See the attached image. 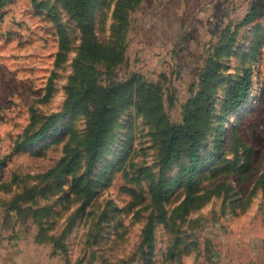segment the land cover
<instances>
[{
  "label": "rangeland",
  "instance_id": "374dc122",
  "mask_svg": "<svg viewBox=\"0 0 264 264\" xmlns=\"http://www.w3.org/2000/svg\"><path fill=\"white\" fill-rule=\"evenodd\" d=\"M119 5L127 12L124 60L116 67L91 66L83 80L74 78L81 27L57 0L0 6V246L24 247L25 263L264 264V0H99L94 22L100 43L114 37ZM60 26L72 44L59 64ZM220 45L227 49L220 53ZM218 63L205 99V161L193 185L194 194L208 196L188 211L173 213L187 196L184 183L161 207L154 203L151 187L161 178L158 137L132 99L90 174L80 153L71 157L76 172L47 176L75 144L63 128L85 134L83 112L60 117L43 140L18 146L27 132L67 110L71 92L82 93L93 81L111 87L136 78L158 93L171 124L184 125L201 76ZM249 70V100L225 116L227 92ZM220 130L224 148L212 158ZM182 159L167 179L189 162ZM75 187H91L92 198L85 190L75 195ZM151 215L152 249L143 245Z\"/></svg>",
  "mask_w": 264,
  "mask_h": 264
},
{
  "label": "trees",
  "instance_id": "16d2710c",
  "mask_svg": "<svg viewBox=\"0 0 264 264\" xmlns=\"http://www.w3.org/2000/svg\"><path fill=\"white\" fill-rule=\"evenodd\" d=\"M6 1L0 0V6ZM57 1L81 27L82 44L75 62L77 66L75 79L80 76V79L83 80L90 73L91 66L96 64L106 63L109 67H116L122 63L126 48L124 39L126 35L125 16L127 14L122 5L118 6L121 10L117 12L116 26L112 30L115 33L114 37H112L109 43H100L96 38L94 22V15L99 0ZM59 37L60 52L57 56V63L60 64L66 61L67 53L71 49L72 40L67 30L62 26L59 27ZM225 49H227L226 45H220L216 50L221 53ZM217 67H219V63L216 64V69L209 68L201 76L199 91L189 103L184 125L171 124L164 113L158 93L150 85L138 82L136 78L125 84L111 87H103L93 81L82 93L75 95L71 92L67 110L60 115L51 116L36 132H27L25 138L18 146L19 148H26L43 140L46 137V132L57 123L60 117L74 111L83 112L89 120L85 134L80 137L72 125H67L63 128L65 133H69L70 138L75 141V146L70 145L65 149V157L58 163L57 167L47 173V176L58 175L64 170L73 171L77 161L71 160V157L74 154L79 156L80 153L85 155L87 173L90 174L107 149L109 135L117 125L119 115L126 101L132 99L138 111L150 118L158 137V159L161 166V178L151 187L154 203L161 207L163 201L169 197L175 186L184 183L187 189V196L175 208L173 213L188 211L191 204L203 202L208 196V194H194L193 185L194 176L201 169L205 161V157L202 156L201 151L202 142L209 130V119L205 118L206 113L204 114L205 99L208 98L211 81L217 77ZM252 88V72L249 70L247 75L235 83L227 92L223 105L224 115L229 116L238 111L249 100ZM218 136L217 154H211L212 158L221 155L224 148L222 130L219 131ZM242 147L246 148V145L242 144ZM183 156L189 162H183L180 165L177 178L167 179L166 173L168 169L180 161ZM2 164L3 161L0 159V168ZM73 172H76V170ZM79 181H81L80 177L74 178L76 184ZM259 184L264 192V173L260 177ZM82 190L86 191L87 198L90 200L93 196L92 188L75 187V195L81 194ZM163 215L166 216V213ZM163 221L166 222V219L164 218ZM144 233L143 245H148L152 249L154 241V217L152 215L149 218Z\"/></svg>",
  "mask_w": 264,
  "mask_h": 264
},
{
  "label": "crops",
  "instance_id": "0c3cea01",
  "mask_svg": "<svg viewBox=\"0 0 264 264\" xmlns=\"http://www.w3.org/2000/svg\"><path fill=\"white\" fill-rule=\"evenodd\" d=\"M35 256L33 257V259ZM0 264H46L45 262H40L31 260L25 263V248L24 247H10L7 244H2L0 246ZM53 264V263H47Z\"/></svg>",
  "mask_w": 264,
  "mask_h": 264
}]
</instances>
